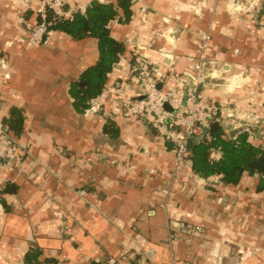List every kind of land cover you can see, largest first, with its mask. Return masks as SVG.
<instances>
[{
  "label": "crops",
  "instance_id": "crops-1",
  "mask_svg": "<svg viewBox=\"0 0 264 264\" xmlns=\"http://www.w3.org/2000/svg\"><path fill=\"white\" fill-rule=\"evenodd\" d=\"M93 1L67 0L65 18ZM38 6L0 0V127L17 142L25 169L0 167V264H25L32 250L61 264H264V193L256 185L247 192V181L226 186L189 166L174 180L171 143L138 117L109 116L119 85H128L123 99L138 91L128 69L136 45L149 47L159 75L187 72L199 58L198 36L208 32L202 96L252 111L255 139L264 143V2L131 0L129 21H119L120 10L109 24L126 51L89 102L100 107L92 115L76 109L70 91L97 63L98 41L51 31L31 46L27 32L39 21ZM245 70L252 71L245 86L242 74L229 78ZM13 112L22 118L16 130L5 122ZM228 131L231 139L242 132ZM172 222L199 231L177 239Z\"/></svg>",
  "mask_w": 264,
  "mask_h": 264
},
{
  "label": "built area",
  "instance_id": "built-area-1",
  "mask_svg": "<svg viewBox=\"0 0 264 264\" xmlns=\"http://www.w3.org/2000/svg\"><path fill=\"white\" fill-rule=\"evenodd\" d=\"M253 2L251 6L255 7L264 0ZM66 6L67 0H39L37 9L39 21L30 26L27 32V41L31 46L41 43L43 37L51 32L56 20L65 17ZM50 13L54 14V17L48 20ZM261 24L264 25L262 20ZM198 37L199 58L187 72L170 69L159 75L155 65L150 61V56L146 54L149 47L136 45L135 64L130 65L128 69L134 75L138 91L132 97L123 99L121 96L128 89V85H119L114 92L119 97L118 105L109 115L113 116L114 113L125 118L138 117L150 125L165 142L171 143L175 158L172 170L174 180L185 166L190 167V143L200 142L203 138L202 132L209 129L213 122L223 126L226 135L229 132L224 122L223 108L201 94V90L206 86L207 50L211 35L205 32ZM159 85H162V88ZM99 111V105L94 102L85 114L92 115ZM20 159L17 142L6 129L0 127V167L11 168L25 174ZM169 228L176 232L174 236L177 239L199 231V228L183 222H172ZM105 264H119V261L110 258Z\"/></svg>",
  "mask_w": 264,
  "mask_h": 264
},
{
  "label": "trees",
  "instance_id": "trees-1",
  "mask_svg": "<svg viewBox=\"0 0 264 264\" xmlns=\"http://www.w3.org/2000/svg\"><path fill=\"white\" fill-rule=\"evenodd\" d=\"M131 0H117L115 4H101L94 0L83 12H76L73 17H61L52 25L51 31H62L74 39L92 37L98 41L99 59L88 68L71 86V96L79 112L88 109L89 102L102 93L107 82L108 74L113 71L115 64L124 55L125 46L111 37L109 24L119 17L120 10L123 17L121 23L129 21L131 15ZM54 14L48 15V20ZM130 63H135V57ZM6 122L12 130L21 127L22 118L18 112H13ZM5 128V127H4ZM7 132L9 131L6 128ZM200 142L190 143V169L198 177L209 180L217 177L226 186H238L253 180L257 193H264V144L255 143L248 132L240 133L236 138H229L224 127L213 122L208 132H202ZM220 153L217 160L213 153ZM25 264H61L57 258L41 259L40 251H29L25 255ZM90 264H102L91 262ZM138 264V263H135Z\"/></svg>",
  "mask_w": 264,
  "mask_h": 264
},
{
  "label": "rangeland",
  "instance_id": "rangeland-1",
  "mask_svg": "<svg viewBox=\"0 0 264 264\" xmlns=\"http://www.w3.org/2000/svg\"><path fill=\"white\" fill-rule=\"evenodd\" d=\"M245 1L247 2V8L248 7L252 8L251 4H253L254 3L253 1H256V0H252V1L250 0L251 2L249 0H245ZM255 7L258 8L259 6H255ZM251 73H252L251 70H245L244 72H240V73L234 72V74L231 75L229 78L231 79L234 77V75L236 76V75L242 74L244 80H241V82H242V85L245 86L247 83H249L251 81V80H249L248 82H246V80H245V79H247L248 76L252 75ZM223 111H224V115H223L224 116V122H225L226 126L230 125L236 131L242 130V132H248L253 136L255 143L264 144L263 142H259V140L255 139L254 134H257L256 131L260 130V127L256 123L252 111H241L240 112L238 109L236 110V108L232 107V106H224ZM255 185H256L255 181H253V180L247 181V183H246V186L248 187L246 189L247 192H249L251 190L250 188H253V186H255ZM262 198L264 199V197H262ZM246 213L252 216L253 208H251L249 211H246Z\"/></svg>",
  "mask_w": 264,
  "mask_h": 264
},
{
  "label": "water",
  "instance_id": "water-1",
  "mask_svg": "<svg viewBox=\"0 0 264 264\" xmlns=\"http://www.w3.org/2000/svg\"><path fill=\"white\" fill-rule=\"evenodd\" d=\"M47 37H48V35H45V36L43 37V40L47 39ZM205 132H208V129H207ZM189 147H190V145H189Z\"/></svg>",
  "mask_w": 264,
  "mask_h": 264
}]
</instances>
